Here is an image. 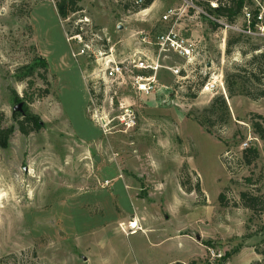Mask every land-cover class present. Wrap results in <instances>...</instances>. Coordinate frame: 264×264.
<instances>
[{"label":"rangeland","instance_id":"1","mask_svg":"<svg viewBox=\"0 0 264 264\" xmlns=\"http://www.w3.org/2000/svg\"><path fill=\"white\" fill-rule=\"evenodd\" d=\"M134 1L82 0L68 23L54 0H0V111L3 125L14 127L0 148V264H264V214L239 198L244 191L264 197V142L252 127L264 126L256 117L264 116V98L245 95H257L264 83V62H250L264 51V36L208 28L201 11L217 0H158V17L133 16L125 5ZM247 1L254 9L256 0ZM170 8L180 17L177 29L201 25L199 61L222 74L225 92L197 93L199 75L174 87L168 100H141L105 83L96 105L88 84L98 52L129 55L139 37L130 32L151 19V30L167 29L174 19L160 17ZM229 24L243 28L241 14ZM76 27L82 44L66 39ZM82 47L74 59L71 51ZM37 55L47 63L46 82L42 69L17 80ZM166 63L181 60L170 54ZM226 78L234 83L231 96ZM173 80L160 74L163 84ZM219 95L226 111L211 106ZM127 106L134 124L123 129L117 117ZM24 107L41 124L26 135L14 120ZM247 147L258 151L249 163Z\"/></svg>","mask_w":264,"mask_h":264},{"label":"built area","instance_id":"2","mask_svg":"<svg viewBox=\"0 0 264 264\" xmlns=\"http://www.w3.org/2000/svg\"><path fill=\"white\" fill-rule=\"evenodd\" d=\"M141 1L135 0L134 2L140 4ZM185 1L187 3V0ZM208 3L211 6L208 11L217 8V2L208 1ZM208 11H201V14L209 19L210 27L217 25L223 30L237 29L245 34L264 36V5H261L257 0L254 9H249L247 6L243 8L241 13L243 28L241 29L234 24H229L223 18L209 14ZM177 15L175 9H168L160 19L163 23L174 19L173 22L167 29L156 32L154 36L150 33L139 32L138 42L140 45L132 49V52L127 56L116 59L111 48H108V51H106L107 49L99 51L95 59L96 67L90 74L89 83L92 84V87L95 89L96 85L101 84L103 87V84L108 83L112 86L125 88L141 100H151L152 98L168 100L175 95L174 87H181L183 83L190 82L191 79L199 75L202 78L196 89L197 93L210 96L224 93L222 74L211 71L213 70L209 67L211 64L199 61V57L202 55L198 42L194 39L184 38L175 29L176 22L180 17L173 16ZM66 39L78 44L83 43L80 34H68ZM84 53L85 49L82 47L76 52L71 51V56L76 59ZM170 54L179 58L181 63H166ZM164 72L173 77L174 85L163 84L160 81V74ZM117 118L119 126L123 129H128L134 124V113L130 106L125 107L123 114ZM99 120L102 127L107 125L103 118H99Z\"/></svg>","mask_w":264,"mask_h":264},{"label":"trees","instance_id":"3","mask_svg":"<svg viewBox=\"0 0 264 264\" xmlns=\"http://www.w3.org/2000/svg\"><path fill=\"white\" fill-rule=\"evenodd\" d=\"M82 0H54V5L57 11V14L61 20L68 19V23L70 15L80 11L81 7L79 6V2ZM154 0H142L140 4H133V7L130 8L129 5H125V10H131V12H138L140 10H143L145 8H148L151 3ZM217 8L210 9L208 12L211 15H216V17L223 18L228 23H232L241 13L243 8L246 6L247 0H217ZM212 29L217 27V25H211ZM73 34H81L80 30L76 27V29L73 31ZM238 41V39L230 40L227 42V48L225 49V52H229V46L232 43H235ZM254 60H258L260 62H264V51H260L259 53H256L252 56L250 59V62H253ZM47 63L45 59L37 55L33 57L32 61L28 64L23 65L19 69V73L17 74V80L23 81L26 78L31 77L37 69H42V73H39L40 78L43 80V82H46V69ZM252 80L254 82H259V78L257 77V73L255 70L251 71ZM226 82V88L229 93V96L232 95L234 90V83L232 81H229L227 78L225 79ZM27 84H32L31 79L27 80ZM236 84V83H235ZM259 88V91L257 95L251 96L248 93H245V95L249 96L252 100H256L258 98H264V83H259L257 86ZM45 93H48L46 89H44ZM88 92L90 95V98L94 100V103L96 105L100 104V101L102 99L103 95V87L100 84L98 86V91L96 92L95 89L92 87V84H88ZM18 96L15 95L14 100H17ZM217 105L221 110H227L226 104L224 99L221 97V95L214 98L212 105ZM24 113H14V120L17 124L18 130L26 135L32 131H35L40 127V122L38 116L32 114L28 111L27 107H24ZM256 117L262 121H264V116L256 115ZM3 119L4 115L2 111H0V148H6L8 144V140L13 132V126L12 125H3ZM199 124L203 125L202 121H198ZM252 127L254 129L255 134L259 137V139L264 142V126H262V123L260 122H253ZM242 156L243 158L249 163L251 160L256 159L258 157V151L252 147H247L242 150ZM246 181H250V179H246ZM181 186L184 188L183 181H180ZM187 192H190L189 189H187ZM195 190L200 192L198 182L195 184ZM219 200H223L222 193L218 196ZM240 201L241 205L244 208L249 209L255 214H264V197L257 195L255 193L251 192H241L240 193Z\"/></svg>","mask_w":264,"mask_h":264},{"label":"crops","instance_id":"4","mask_svg":"<svg viewBox=\"0 0 264 264\" xmlns=\"http://www.w3.org/2000/svg\"><path fill=\"white\" fill-rule=\"evenodd\" d=\"M162 2H158V0H154L152 3H151V5L148 7V8H145V9H143V10H140V11H138V12H134L133 13V16H136V17H144V16H147V17H158V10L162 7ZM165 12H163L162 14H161V16L164 14ZM148 14V15H147ZM187 17H188V15H187ZM190 17V16H189ZM185 21H187V22H189L188 21V19L187 20H184V22ZM187 24V25H186ZM185 24V26L186 27H179L178 29L176 28V25H175V29L184 37V38H186V39H194V40H196V38H198V37H200V39L199 40H197V41H199L198 42V44H199V46H200V48H202V46H204L205 44H202V41H204V37H203V33H202V30H201V25H198V24H196V26H192L191 24H190V22L189 23H186ZM190 24V25H189ZM138 26H139V28H138ZM137 26V28L135 29V30H133V31H131L130 33H132L133 34V32L135 33L136 32V34H138L139 32H144V30L145 29H147L148 31H147V33H150V35H154L156 32L155 31H153V30H157V26L156 27H154L155 26V24H154V19L152 20H150V21H148V23L147 24H145V25H138ZM143 28H142V27ZM179 26V25H178ZM141 27V28H140ZM145 27V28H144ZM208 28H210L211 29V27L210 26H207ZM125 28V27H124ZM153 28V30H151ZM161 31V30H160ZM159 32V31H158ZM139 38V37H138ZM138 38H137V41L135 40H133V42H132V44H131V50L132 49H134L135 47H138V45H140V43L138 42ZM202 44V45H201ZM201 54H202V57H203V53L201 52ZM120 57V56H119ZM208 65V64H207Z\"/></svg>","mask_w":264,"mask_h":264},{"label":"water","instance_id":"5","mask_svg":"<svg viewBox=\"0 0 264 264\" xmlns=\"http://www.w3.org/2000/svg\"><path fill=\"white\" fill-rule=\"evenodd\" d=\"M208 66H209V64H208ZM21 103H19V104H17L15 107H14V111L17 109V110H20V107H21Z\"/></svg>","mask_w":264,"mask_h":264},{"label":"bare ground","instance_id":"6","mask_svg":"<svg viewBox=\"0 0 264 264\" xmlns=\"http://www.w3.org/2000/svg\"><path fill=\"white\" fill-rule=\"evenodd\" d=\"M132 228L136 227L137 226V223H134V224H131L130 225ZM139 228V227H138Z\"/></svg>","mask_w":264,"mask_h":264}]
</instances>
